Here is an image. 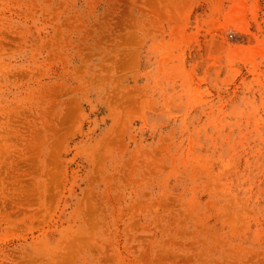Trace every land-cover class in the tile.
Listing matches in <instances>:
<instances>
[{"label":"rangeland","instance_id":"rangeland-1","mask_svg":"<svg viewBox=\"0 0 264 264\" xmlns=\"http://www.w3.org/2000/svg\"><path fill=\"white\" fill-rule=\"evenodd\" d=\"M0 264H264V0H0Z\"/></svg>","mask_w":264,"mask_h":264}]
</instances>
